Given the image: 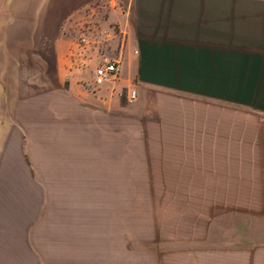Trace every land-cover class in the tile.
Instances as JSON below:
<instances>
[{"label":"crops","instance_id":"crops-1","mask_svg":"<svg viewBox=\"0 0 264 264\" xmlns=\"http://www.w3.org/2000/svg\"><path fill=\"white\" fill-rule=\"evenodd\" d=\"M103 56L117 73L97 85ZM136 88L263 109L264 0H0V264H264V119L193 117L174 151L221 189L203 201L253 208L203 216L169 250L99 237L101 191L74 183L97 158L33 151L59 146L76 114L102 127Z\"/></svg>","mask_w":264,"mask_h":264},{"label":"rangeland","instance_id":"rangeland-1","mask_svg":"<svg viewBox=\"0 0 264 264\" xmlns=\"http://www.w3.org/2000/svg\"><path fill=\"white\" fill-rule=\"evenodd\" d=\"M135 92L134 101L123 97L120 110L106 111L102 127L100 119L95 122L91 118L85 126L83 121L87 119L76 114L70 123L65 120L59 146L32 147L44 160L59 155L99 160L101 172L87 170L74 181L77 187L101 191L99 237L123 233L124 237L129 236L131 249L137 246L134 241L155 240L163 250H169L177 245V239L185 238L189 227L202 226L203 216L250 212L253 207L247 205L204 202L205 196L214 199L221 189L198 186L204 183L199 175L210 172L191 169V154L178 155L174 146L190 145L192 138H186V134L191 135L194 116L201 120L208 115L260 120L264 119V108H224L159 90L140 93L136 88ZM258 101L262 102L260 107L264 106V95H255V104L251 105L259 106ZM254 123L248 124L249 131L264 128V124L255 127ZM244 169L252 178V168ZM214 175L217 178L213 184L220 183L223 173ZM87 200L84 197L85 204Z\"/></svg>","mask_w":264,"mask_h":264},{"label":"built area","instance_id":"built-area-1","mask_svg":"<svg viewBox=\"0 0 264 264\" xmlns=\"http://www.w3.org/2000/svg\"><path fill=\"white\" fill-rule=\"evenodd\" d=\"M82 41H84L82 39ZM117 63L105 56H103L98 64V66L94 69V81L95 83L102 84L106 82L110 77H115L117 73ZM137 95L134 90H131L127 94L128 101L132 102L136 99Z\"/></svg>","mask_w":264,"mask_h":264}]
</instances>
